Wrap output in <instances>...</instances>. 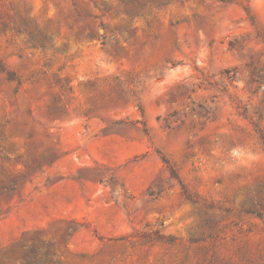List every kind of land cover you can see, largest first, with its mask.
I'll list each match as a JSON object with an SVG mask.
<instances>
[{"label":"rangeland","instance_id":"374dc122","mask_svg":"<svg viewBox=\"0 0 264 264\" xmlns=\"http://www.w3.org/2000/svg\"><path fill=\"white\" fill-rule=\"evenodd\" d=\"M136 7L0 0V264H264V0Z\"/></svg>","mask_w":264,"mask_h":264},{"label":"trees","instance_id":"16d2710c","mask_svg":"<svg viewBox=\"0 0 264 264\" xmlns=\"http://www.w3.org/2000/svg\"><path fill=\"white\" fill-rule=\"evenodd\" d=\"M131 3L136 4V8L130 12L131 17H136L138 16L142 10L146 9V10H150V8L153 5H157L159 7L163 6L165 4V0H152V1H141V0H130ZM51 255V251L49 250L47 252V257H49ZM26 264H32V260L30 258V260L26 261Z\"/></svg>","mask_w":264,"mask_h":264}]
</instances>
